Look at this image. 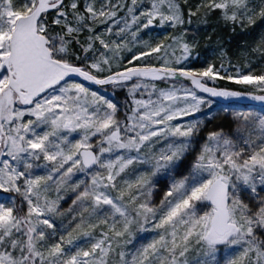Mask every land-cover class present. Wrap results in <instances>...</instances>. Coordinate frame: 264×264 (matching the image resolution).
<instances>
[{
	"label": "snow or ice",
	"instance_id": "6c2138e0",
	"mask_svg": "<svg viewBox=\"0 0 264 264\" xmlns=\"http://www.w3.org/2000/svg\"><path fill=\"white\" fill-rule=\"evenodd\" d=\"M0 264H264V0H0Z\"/></svg>",
	"mask_w": 264,
	"mask_h": 264
}]
</instances>
